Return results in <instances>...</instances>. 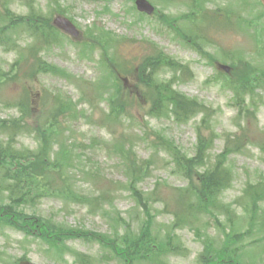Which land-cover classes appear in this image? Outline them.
<instances>
[{
    "label": "rangeland",
    "instance_id": "374dc122",
    "mask_svg": "<svg viewBox=\"0 0 264 264\" xmlns=\"http://www.w3.org/2000/svg\"><path fill=\"white\" fill-rule=\"evenodd\" d=\"M150 1L167 23L141 14L135 0H0V142L31 157L19 163L10 151L0 162V264H120L122 234L144 230L146 264H209L217 249L207 244L221 246L234 225L252 245L242 263L264 264V196L247 192L264 182V88L244 91L240 110L228 78L247 61L264 70V9L258 0ZM57 14L82 36L54 27ZM156 54L169 65L143 82L144 62ZM162 84L205 110L178 120L155 89ZM26 95L32 108L20 105ZM200 132L211 142L205 165H176L197 153ZM226 141L241 149L224 159L222 207L191 214L182 196L220 161ZM32 173L44 179L26 188ZM10 175L24 179L22 191ZM75 191L82 199L67 197ZM10 203L15 216L3 209ZM39 217L78 236L45 239L28 228Z\"/></svg>",
    "mask_w": 264,
    "mask_h": 264
},
{
    "label": "trees",
    "instance_id": "16d2710c",
    "mask_svg": "<svg viewBox=\"0 0 264 264\" xmlns=\"http://www.w3.org/2000/svg\"><path fill=\"white\" fill-rule=\"evenodd\" d=\"M168 16L163 15L162 16V22L167 23L168 22ZM196 44V43H195ZM194 48H197L201 53L202 50L200 49V46L198 44L193 45ZM163 56L162 55H157L155 57H149L145 60L143 69H142V76L141 79L144 82L145 76L147 77V73L149 70H151V75L152 71H157L160 68V65L164 63L162 60ZM241 61L243 59H240ZM165 65H169V63H164ZM172 65H176L175 63H172ZM259 66V65H258ZM181 68L182 65H179ZM183 69L187 70V67H182ZM181 68V69H182ZM2 72L0 70V80L2 81ZM231 77L228 78H233L235 80L229 81V84L231 85V88L234 91V98L240 101L239 106L240 110L244 105H246V99H245V93L244 91H254L257 87L258 88H264V70H259L258 67H256L252 62L247 61L246 63V70L243 73H238L236 77ZM228 83V82H227ZM1 84V83H0ZM228 84V85H229ZM257 84V86H255ZM229 85V86H230ZM163 84L161 86L156 87L155 89L160 93V98L164 101V103H171L173 105L172 107V112L176 115L175 117L180 120H188L190 119L193 115H195L197 112H203L205 110V106L199 104L195 99H190L186 97L184 94L172 89V88H167L164 87L162 89ZM166 90V91H165ZM24 94V93H23ZM28 98V99H27ZM24 104V107L26 108H32V102L29 100L28 95L24 96V101L21 102L20 105ZM158 104V103H157ZM3 120H0V122ZM6 121H3V127L6 126L4 123ZM1 127V126H0ZM14 127H21V124L19 122L14 123ZM1 128V129H2ZM237 142H234L233 144H230L229 141H226V145L224 147V150L220 153L219 159L220 161L213 167V168H208L205 170L202 174H197L198 175V182L199 185L195 186L193 189L194 191H187L186 192L189 194V196H182L183 202H185L186 206L188 207L189 213L193 214L195 212L194 210H199V211H205V212H212L213 207H220L221 205L218 204V197L220 193L229 185L228 181V169L223 166L224 164V159L227 155L234 151H239L241 149L240 143L237 144L234 148H232V145L236 144ZM211 142L207 140L206 137L200 132L199 134V142L197 144V153L192 156V157H186L182 155V158H175V163L176 165H180L183 168H194L197 166L205 165V159L207 158L208 151L210 149ZM10 151L13 153L16 161L19 163L22 160L30 161L31 157L30 154H26V152L21 151L18 152L17 149H15L12 146H7L3 142H0V162L2 161H7L10 157ZM22 168H24V163L21 164ZM59 170L62 171L61 167H58ZM131 171V168H129ZM22 172L24 173V170L22 169ZM187 173V172H185ZM141 174L140 172H136L135 178H137ZM187 177H189L188 174H186ZM11 176V175H10ZM44 173L41 174H31V177H29V174L26 176L27 181L24 183V179L22 180L21 178L17 177L16 175H12L11 177L15 179V185L14 188H20L22 183H24V186L26 188H29L32 185H38L42 179H44ZM134 178V177H133ZM30 180V181H29ZM250 188L248 189V193L253 196V198H256L257 196H264V182H258L257 184L254 185H249ZM196 189V190H195ZM18 191H22V188L18 189ZM63 193V192H62ZM68 194V193H66ZM26 194H22L19 198L15 199L14 202L18 203L21 200H23ZM196 196L199 200H202L203 203H201V207L203 206L204 209H198L195 207V204L191 201L192 196ZM76 199H82L80 196H78V193L71 192L67 197H72ZM83 201V200H82ZM89 202V201H88ZM255 203V201H253ZM87 203V202H86ZM6 205V204H5ZM255 206V205H253ZM14 204L10 203L7 206H5L3 209L6 210V214L10 216H15L17 215L16 209L13 208ZM255 209V208H254ZM253 209V212L255 210ZM204 212V213H205ZM217 213H215L216 215ZM214 216V215H211ZM40 222L37 224L35 223L34 227L32 225H29L28 228L30 229H35V227L38 226V232L36 234L40 235L41 237H44L45 239L48 240H57L59 238H70L71 236H78L75 232V230H60L54 226V224L51 223V220H45L41 219ZM2 220V219H1ZM231 220V217L229 218ZM8 223L13 224L15 223L14 221L11 220H6ZM254 222H251V231L253 228ZM261 228L264 229V221L261 225ZM241 233H245L243 231H237V226L234 225L232 232L228 234V237L225 239V242L220 246V245H215V243L210 240L207 245L210 246L211 244L214 245L216 250V256L211 259V263L209 264H243L242 260L247 257V251L249 250V247L252 245H249L247 243H244L240 237ZM88 234H92L89 233ZM150 230H144L141 235L137 237L136 234L130 233L127 231L122 234L121 238L122 240L119 241V244H117L115 247L116 253L121 254V262L120 264H146V258L150 256L149 253L145 255L144 249L146 247L144 246V243L147 241V236H149ZM59 237V238H58ZM99 240H101L104 244H114L115 242H111V239H107L105 236H102L99 238L95 237ZM242 242L240 243L241 240ZM114 241V240H113ZM237 242V243H236ZM232 243V245H231ZM225 244L231 245L227 246L229 250L222 249ZM225 248V247H224ZM207 251V249H206ZM204 256L207 254L204 253ZM138 258V259H137Z\"/></svg>",
    "mask_w": 264,
    "mask_h": 264
},
{
    "label": "water",
    "instance_id": "95a60500",
    "mask_svg": "<svg viewBox=\"0 0 264 264\" xmlns=\"http://www.w3.org/2000/svg\"><path fill=\"white\" fill-rule=\"evenodd\" d=\"M264 4V0H261ZM137 6L139 10L145 11L149 14L153 13L154 6L148 1V0H137ZM54 24L60 28H62L64 31L71 33L74 37H78L80 35V31L75 27V25L66 17L64 16H57L54 19ZM226 70H229V67L224 66ZM20 264H39L36 262H33L31 260H22Z\"/></svg>",
    "mask_w": 264,
    "mask_h": 264
}]
</instances>
